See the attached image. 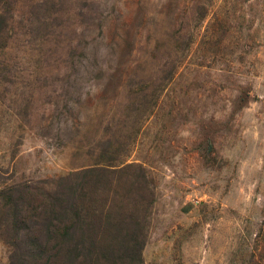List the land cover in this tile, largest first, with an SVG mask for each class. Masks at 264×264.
<instances>
[{
	"label": "rangeland",
	"instance_id": "obj_1",
	"mask_svg": "<svg viewBox=\"0 0 264 264\" xmlns=\"http://www.w3.org/2000/svg\"><path fill=\"white\" fill-rule=\"evenodd\" d=\"M91 179L143 219L127 264H264V0H0V264L46 238L24 186Z\"/></svg>",
	"mask_w": 264,
	"mask_h": 264
},
{
	"label": "trees",
	"instance_id": "obj_2",
	"mask_svg": "<svg viewBox=\"0 0 264 264\" xmlns=\"http://www.w3.org/2000/svg\"><path fill=\"white\" fill-rule=\"evenodd\" d=\"M115 171L126 173L132 171L134 179H131L132 185L129 183L131 187L137 184L139 188L138 178H145L143 168L138 169V165L135 164H127ZM107 177L101 181L112 187L114 180ZM88 181L92 184L91 190L88 192L84 190L85 186L80 191L77 190L80 187L77 189L71 187L61 195L41 193L37 186H24L30 188V191L24 194L22 192L18 197L17 204L26 205L25 210L30 218L33 215L37 217L36 213H40L39 215L45 220L43 227L46 230V238L41 241L39 228H31L30 252L25 254L22 251L20 257L13 256L15 261L12 258V264H90L82 259L81 254H92L91 250L94 251L97 243L103 250L110 251L107 259L111 261V264H127V259L137 256V254L138 259L141 258L143 243L141 240L139 242L136 240L138 231L144 228L141 223L143 219L140 220L141 215H136L133 204L127 207L129 209L127 213L123 212L124 209L121 211L120 208L115 209L111 205L98 209L95 203L96 195L100 196L97 193L100 191L97 186L100 180L91 179ZM145 188L144 184L140 188L144 194ZM75 190L79 192L75 194ZM141 209L144 210L143 205ZM24 221L23 218L20 224ZM78 225L82 230V236L74 235ZM106 225L112 229L107 237L103 235ZM132 229L139 230L131 233ZM15 245L16 250L21 248L17 244ZM113 260L116 263H112ZM92 262L106 264L102 261Z\"/></svg>",
	"mask_w": 264,
	"mask_h": 264
}]
</instances>
